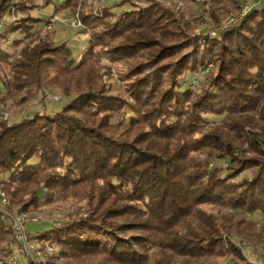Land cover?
<instances>
[{"label": "trees", "instance_id": "16d2710c", "mask_svg": "<svg viewBox=\"0 0 264 264\" xmlns=\"http://www.w3.org/2000/svg\"><path fill=\"white\" fill-rule=\"evenodd\" d=\"M36 1L0 0V27L7 14L22 15L0 39L17 32L28 37L31 28L24 31L23 23L41 21L30 15ZM140 1L145 6L117 16L110 8L103 17L80 12L89 40L78 62L48 32L22 48L11 79L0 72L9 95L53 84L73 96L53 116L0 122V178L10 174L0 189L24 211L39 206L43 188L47 203L56 196L84 203L85 217L79 211L64 228L38 236L69 263L254 264L232 237L250 235L254 246L264 245V218L249 219L264 215V9L210 39L215 68L202 90L192 92L181 90L180 78L205 64L193 26L170 6ZM212 1L213 27L241 6L218 13V0ZM82 2L65 4L76 11ZM185 48L188 54L178 57ZM0 54L9 57L1 42ZM109 67L117 69L127 97L109 94ZM126 109L137 117L128 118ZM209 116L223 120L211 123ZM34 158L39 163L31 167ZM225 159L227 174L224 167L209 168ZM246 170L253 175L235 182ZM1 216L0 257L14 240ZM107 233L101 251L73 249Z\"/></svg>", "mask_w": 264, "mask_h": 264}, {"label": "rangeland", "instance_id": "374dc122", "mask_svg": "<svg viewBox=\"0 0 264 264\" xmlns=\"http://www.w3.org/2000/svg\"><path fill=\"white\" fill-rule=\"evenodd\" d=\"M156 2H160L165 6H170L174 8L176 11H179L184 15V18L187 19L192 28V36H196L197 44L200 46L199 56L204 58L205 64L201 67L197 72L191 71L188 69L185 74L181 76L182 87L181 90H190L192 92H200L204 87V81L207 74L213 70L214 62L210 60V46L204 47V40L210 42L211 38L217 37H205L202 39V35H198L203 33L205 35V31L207 29L216 30L217 27L220 26L227 17L224 18L223 21L219 22L216 27L212 26V17H211V8L214 6V1L212 0H155ZM245 0H218V5L216 10L218 13L222 12L223 7L232 8L234 3L241 4ZM251 1V0H250ZM66 0H50V3L46 6L42 7L41 0H37L36 4L38 10V19L41 20L43 24L40 22L36 25H32V22L23 23L24 31H28L31 28L30 33L27 37L24 33H13L9 36V39H0L1 47L9 56L8 58L2 57L0 54V72L6 77L11 79L12 75V67L14 66V62L18 58L22 48L28 45L31 41H35L39 38H42L45 33L55 32V42L57 44L65 43L67 47L72 52V57L76 62H78L82 57L87 48L89 35L86 33V27L82 22V27H73V26H65L63 24H55L52 29H48L44 22L45 20H49L55 13H61L62 16L76 15L78 14L81 18L80 12L92 11L93 14H102L104 15V11L106 8H110L113 12L114 16L120 15L122 12L137 10V7L145 6L144 1L140 0H83L86 2V5H79L78 10L73 11V9L65 4ZM264 5V3H263ZM42 7V8H40ZM55 8H59L60 12H57ZM240 8V7H239ZM261 9V8H258ZM263 9V8H262ZM237 11V10H236ZM98 16V17H103ZM19 16L15 17L13 15L7 14L2 20V26L0 27V32L3 31L5 26L12 23ZM33 19H35L33 17ZM35 19V20H38ZM33 28V29H32ZM61 37V40H59ZM201 37V39L199 38ZM210 38V39H209ZM66 39V40H64ZM190 48H185L181 53H179L178 57L184 56L188 54ZM103 63V62H102ZM104 64H108L107 58L104 60ZM109 65V64H108ZM110 69L106 74V82L108 84V92L114 96H122L127 97L128 92L124 89V84H122L118 71L115 67H109ZM148 72V71H146ZM33 91V90H32ZM22 91L19 94H7V90L2 82V75L0 74V122H5L8 125H12L14 123H19L24 119H28L34 116V114H42L53 116L56 113H59L63 110L64 106H66L72 99L71 97H66L63 95L61 90L53 85L49 84L44 86L40 90H34L32 94ZM25 100V101H24ZM124 112L128 114V118L137 117L130 109H126ZM222 117H212L209 116V121L211 123H219L221 122ZM129 119H127L124 123H128ZM39 160L34 158L29 161V164H32L31 167L37 166ZM221 166L226 168L223 172V175L229 172L227 168L229 167L228 161L225 160H217L213 164L209 166L212 169L214 166ZM253 170H246L237 178L234 179L235 182H240L242 178L245 176H252ZM10 174H5L0 178V181H7L9 179ZM1 188V186H0ZM5 192V191H4ZM6 193V192H5ZM9 198V209L10 212H25L27 213V220L25 228L27 236L33 242H37V248L43 251L42 258L43 264H90L75 261L73 263H69L65 258H61L59 256L60 249L55 244L50 242H41L38 238L39 234L44 232H48L51 228H61L65 227L72 220H77L80 216L78 212L80 211L81 216H86L84 203L79 200H65L60 196H56L55 200L51 203H47L46 195L47 190L43 188L40 192V200L39 206L36 208L30 207L28 211L20 210L19 208L12 205L11 197L6 193ZM8 209V210H9ZM264 218V215L260 212H255L249 215V219L253 222H259ZM2 220H5L7 225L10 224V220L7 217H2ZM13 230V229H12ZM12 236H13V232ZM133 232L126 233L125 235L131 236ZM116 236L120 237L121 235L116 233ZM14 238V237H13ZM124 238V237H121ZM15 240V239H14ZM14 240L9 244L8 249L5 252L4 256L0 257V264H29V261L26 260L25 251L20 252L18 245L15 244ZM30 240V241H31ZM251 236L245 235L244 237H232V242L235 246L239 247L246 258L254 263V264H264V245L254 246V244L250 243ZM109 235L107 234H99L96 239H92L91 241H87L90 243H86L88 245H84L83 243L73 245V249H75L78 253L83 252H97L103 249V246L109 242ZM7 242L4 240L3 244H1V248H5ZM114 245V242L111 244ZM54 248V255H50L47 252V247ZM227 247V246H226ZM25 249V248H24ZM16 250V251H15ZM10 251V252H9ZM33 254V253H32ZM16 256V259H14ZM61 258V259H60ZM57 259V260H56ZM100 260V259H98ZM42 262V261H40ZM230 259L225 260L222 264H229Z\"/></svg>", "mask_w": 264, "mask_h": 264}, {"label": "built area", "instance_id": "2783aa9c", "mask_svg": "<svg viewBox=\"0 0 264 264\" xmlns=\"http://www.w3.org/2000/svg\"><path fill=\"white\" fill-rule=\"evenodd\" d=\"M263 3H264V0H251V1L245 0L237 11H235L232 15L227 17L226 20L220 26L217 27L218 29L216 30L207 29L205 31L206 32L205 35H203V33L198 34V35H202V39L201 37L199 38L203 40V38H205L206 36L207 37L208 36L217 37L219 35L232 31L233 29L238 27L243 22V20L246 18V16H248V14H250L253 10L258 9V8L264 9ZM102 15L103 13L101 15L98 14V16H102ZM33 17L35 19H38V16H33ZM81 21L82 19L80 18L78 14L62 16L61 13H55L51 18H49V20H45L44 22L46 23L45 26L48 29H52V27L55 26V24H63L69 27L70 26L82 27L84 25H82ZM203 45L204 47H207L206 50H208V47L210 45L207 42V40H204ZM9 201L10 200L8 196L6 195V193L0 189V214L3 217H7L10 220V226L13 229L12 232H13V237L15 239L14 240L15 244L20 246L19 247L20 252L25 251L26 260L29 261V264H43L44 260L40 258L43 255V251L36 247L37 242H33L29 238L30 236H27L28 234L26 233L25 225H26L27 220H29L27 217V213L17 212L16 210L10 212V209H9L10 202ZM47 252L50 255H54V248L48 246ZM14 259H16V256H14ZM56 264H63V263L56 262Z\"/></svg>", "mask_w": 264, "mask_h": 264}, {"label": "crops", "instance_id": "0c3cea01", "mask_svg": "<svg viewBox=\"0 0 264 264\" xmlns=\"http://www.w3.org/2000/svg\"><path fill=\"white\" fill-rule=\"evenodd\" d=\"M40 8H42V7H40ZM55 10H56V8H55ZM30 15H31L32 18H33V16H38V10L31 11ZM17 16H19L17 18V20H20L22 18V15H20V14L19 15H16L15 17H17ZM40 23L43 24L42 22H40ZM59 40H61V37H60ZM64 40H66V39H64Z\"/></svg>", "mask_w": 264, "mask_h": 264}]
</instances>
